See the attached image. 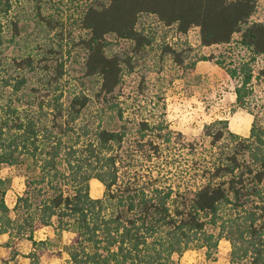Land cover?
<instances>
[{"label": "trees", "instance_id": "trees-1", "mask_svg": "<svg viewBox=\"0 0 264 264\" xmlns=\"http://www.w3.org/2000/svg\"><path fill=\"white\" fill-rule=\"evenodd\" d=\"M259 1L107 0L90 6L82 26L89 33L84 41L86 75L101 82L94 97L73 94L64 102L62 71L51 75L47 67L41 68L46 71L38 78L42 86L31 84L39 71L35 61L14 58L9 67L17 71L16 77L0 76V165L25 169L31 178L26 177L27 189L13 209L5 200L7 181L0 178V234L10 236V256L0 258V264H16V244L23 240L40 250L55 247L58 257L66 252L67 264H175L174 257L191 247L210 255L222 239L231 244L233 264H264V125L257 113L247 138L231 132L228 120L205 126L201 138L190 145L200 151L198 175L192 187L184 186L186 174L178 175L182 182L177 189L164 178V170L175 163L168 156L173 133L163 134L164 125L142 122L140 131L156 136L137 144L135 151L144 155L138 158L124 149L126 132L111 126L113 116L103 127L84 122L94 101L102 115L118 107L123 61L107 55L108 38L132 41L135 51H142L149 45L138 30L143 15L176 26L181 34L198 29L205 47L228 45L240 35L242 45L255 58L262 57L257 76L264 79V23L252 21ZM2 46L0 28V67ZM245 72L236 89L241 107L254 79L251 69ZM230 73L237 76V71ZM116 115L123 119L122 110ZM226 139L230 152L220 148ZM132 161L151 167L144 182L121 171V164L129 167ZM93 179L104 188L101 199L90 195ZM42 228L51 238L35 242L33 234ZM210 228L218 230L216 241ZM64 232L73 235L68 245L63 244Z\"/></svg>", "mask_w": 264, "mask_h": 264}, {"label": "rangeland", "instance_id": "rangeland-1", "mask_svg": "<svg viewBox=\"0 0 264 264\" xmlns=\"http://www.w3.org/2000/svg\"><path fill=\"white\" fill-rule=\"evenodd\" d=\"M99 3H107V0H0L3 45L0 76L16 77L17 71L9 67L14 58L30 57L39 70L31 84L42 86L38 78L46 72L41 68L47 67L51 75L59 71L64 74L60 80L64 102L73 94L96 96L101 82L98 77L86 75L88 52L84 41L89 33L82 26V19L90 6ZM252 21L264 23V0L259 1ZM138 30L149 40V45L138 53L134 42L113 36L108 38L107 55H119L123 61V79L115 99L118 107L102 115L101 105L94 101L85 112L84 122L89 121L97 128L112 120L110 123L114 129L126 132L124 149L132 150L138 158L144 155L135 151L137 144L156 136L151 131L141 132L142 122L152 126L164 125L163 134L173 133L174 146L168 156L175 162L172 164L171 161L172 166L164 170V178L177 189L182 182L178 175L183 173L188 178L184 186L192 187L194 176L198 175L196 164L200 151L193 150L190 145L201 138L205 126L228 120L231 132L247 138L254 120L253 113H257L264 125V79L257 76L262 68V57L255 58L252 51L242 45L240 35L228 45L205 47L201 44L198 29L181 34L176 26L166 27L153 15L141 16ZM244 69H251L254 79L248 85L247 104L241 107L237 103L236 89L246 75ZM232 71H237L235 78L231 76ZM119 110L123 112V119L116 115ZM177 135H181L180 141H176ZM229 143L228 139L224 140L220 148L230 152ZM124 149L119 151L120 154H125ZM137 164L132 161L124 168L127 164L123 163L121 171L142 178L144 182L151 167L146 162H143L144 167ZM24 170L0 165V178L7 181L5 200L9 205L16 203L27 189L26 177L31 174ZM90 195L95 199L104 195V188L96 179L90 181ZM208 232L216 241L218 230L210 228ZM72 237L71 233H64L67 243ZM174 258L175 264H233L231 244L226 239H222L217 250L211 251L210 255L206 249L191 247L182 256Z\"/></svg>", "mask_w": 264, "mask_h": 264}, {"label": "crops", "instance_id": "crops-1", "mask_svg": "<svg viewBox=\"0 0 264 264\" xmlns=\"http://www.w3.org/2000/svg\"><path fill=\"white\" fill-rule=\"evenodd\" d=\"M16 203L12 205H7L9 208L13 209ZM65 233V232H64ZM63 233V244L68 245L70 241L67 243L64 239ZM51 238V234L47 228H42L34 232L33 240L35 242H45L48 238ZM10 241V236L8 234L2 233L0 234V258L10 256V249L7 248V243ZM16 250L18 255L16 260L13 261L16 264H63L67 263L68 254L63 251L62 257H58L54 255L57 249L55 247H48L46 250H40L38 247H34L29 241H19L16 244ZM67 256V258H66ZM12 262V263H13Z\"/></svg>", "mask_w": 264, "mask_h": 264}]
</instances>
